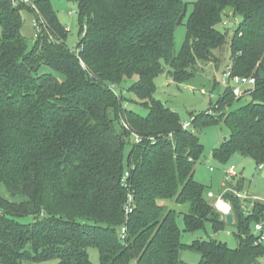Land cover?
I'll list each match as a JSON object with an SVG mask.
<instances>
[{
    "label": "trees",
    "instance_id": "trees-1",
    "mask_svg": "<svg viewBox=\"0 0 264 264\" xmlns=\"http://www.w3.org/2000/svg\"><path fill=\"white\" fill-rule=\"evenodd\" d=\"M66 1L78 7L72 50L49 0H0V261L92 264L93 247L100 264H186L187 247L197 264H258L264 243L254 226L264 203L246 212L245 202L221 194L236 248L212 238L187 245L177 219L188 233L226 225L194 177L202 126L229 127L217 161L238 153L264 165V0H196L188 15L181 0ZM23 12L36 18L33 43L22 32ZM228 12L240 18L229 42L218 28ZM226 43L233 75L256 80L250 101L219 118L192 116L184 128L154 99V79L167 67L175 83L189 80L199 66L220 62ZM128 81L133 100L113 89ZM234 99L227 87L217 103Z\"/></svg>",
    "mask_w": 264,
    "mask_h": 264
},
{
    "label": "rangeland",
    "instance_id": "rangeland-1",
    "mask_svg": "<svg viewBox=\"0 0 264 264\" xmlns=\"http://www.w3.org/2000/svg\"><path fill=\"white\" fill-rule=\"evenodd\" d=\"M49 1L52 8L57 12L59 22L66 30V46L72 50L79 41L77 4L66 0ZM181 1L187 4L188 15L192 10V4L196 0ZM228 13L229 15L224 17L222 23L218 26L219 30L225 34L227 42L231 39L236 25L240 21L238 16L233 17L231 12ZM22 18V32L30 43H33L35 38L34 34L37 32V27L35 28L34 26L36 18L29 12H23ZM186 33L187 31L184 24L178 26L174 32V51L176 54L183 46ZM215 56L220 62L215 63L211 61L199 66L200 69L195 76L184 82L175 83L167 67H165L164 71L154 79V99L161 101L172 113H174L179 123L182 125L190 123L192 116L199 115L206 111L210 113V115L219 118L222 114L236 109L250 101V96L248 94L251 92L248 89L252 88L232 84L231 88L239 87L241 93L238 96L235 95V99L231 101L230 104L225 103L221 105L217 103V100L226 88L217 82L222 72L230 64L228 44L226 43L220 51H217ZM130 83L129 81L123 82L120 86L113 87V89L117 93H120V89L123 91L126 99L133 100L135 99L134 96L128 91ZM133 108L142 115L146 114V110L140 106H133ZM196 134L200 143L203 145V150L200 160L196 163L194 177L196 181L203 185L204 197L214 206L216 199L220 198L221 194L228 190L235 197H238L237 194H243L242 198H238L241 202H245L246 207L250 210L255 202L264 203V165L255 167L254 162L250 158L243 157L238 153H233L230 159L225 163L217 161L213 156L214 150L221 148L224 140L230 135L227 124L223 121H218L214 124L205 125L199 128ZM232 166L234 167L235 177L227 180L225 170ZM238 183L239 185L237 186ZM209 194H211L213 198H208ZM224 203L230 206L229 202L224 201ZM219 213L224 216L221 212ZM228 213H231V211ZM177 224L181 230L182 241L187 245L195 240L212 238L225 243L230 248H236L238 246V242L233 235L235 229L231 224H226L222 230L217 232L212 229L210 224H206L204 229L192 233L183 231L184 222L182 217L177 219ZM88 254L92 264H100L99 253L96 248L91 247L88 249ZM181 258L186 264H197L199 261V255L187 247L181 251ZM55 263V260H50L43 263H30L24 261L20 264ZM0 264L5 263L0 261ZM258 264H264V255L259 259Z\"/></svg>",
    "mask_w": 264,
    "mask_h": 264
},
{
    "label": "built area",
    "instance_id": "built-area-1",
    "mask_svg": "<svg viewBox=\"0 0 264 264\" xmlns=\"http://www.w3.org/2000/svg\"><path fill=\"white\" fill-rule=\"evenodd\" d=\"M16 1L17 0H13V2H16ZM21 1L26 3V4H31L30 0H21ZM32 7H34V6L32 5ZM36 27L38 29L37 25H36ZM35 37H36V35H35ZM217 83L220 84L221 86L226 87V88L231 87L232 84L237 85V86H246V87L248 86L250 88H254V86L256 84V80L254 79V77H241V76L233 75L232 68L230 65H228L226 67V69L222 72L221 77L219 78ZM232 90H233V93L237 96L241 93L239 87L232 88ZM248 90H250V89H248ZM183 127L184 128H190V123L183 125ZM132 137L136 143L141 141L140 136H138L137 134H132ZM225 175H226L227 180L235 177L234 167L232 166V167L228 168L227 170H225ZM128 176H129V172H128V170H126L124 173L123 181H125V179ZM237 196L239 198H242L243 194L241 195V193H240V194H237ZM208 198H213V196L211 194H209ZM220 202H222L224 205H227L226 203H224V201L220 197V198L216 199L214 207L225 216L230 211V206L227 205L228 206L227 212L223 211L219 206ZM131 203H132V196L130 194H128L126 213L131 212V206H130ZM244 210L246 212H248L250 209H248V210L244 209ZM121 233H122V235H124V230H122ZM254 233L259 234L257 241L259 243H264V215H263L261 222L255 224Z\"/></svg>",
    "mask_w": 264,
    "mask_h": 264
},
{
    "label": "water",
    "instance_id": "water-1",
    "mask_svg": "<svg viewBox=\"0 0 264 264\" xmlns=\"http://www.w3.org/2000/svg\"><path fill=\"white\" fill-rule=\"evenodd\" d=\"M226 140V139H225ZM226 224H232L233 223V216L231 213H228L224 216Z\"/></svg>",
    "mask_w": 264,
    "mask_h": 264
},
{
    "label": "bare ground",
    "instance_id": "bare-ground-1",
    "mask_svg": "<svg viewBox=\"0 0 264 264\" xmlns=\"http://www.w3.org/2000/svg\"><path fill=\"white\" fill-rule=\"evenodd\" d=\"M219 206L220 208L223 210V211H226L228 210V206L227 205H224L222 202L219 203Z\"/></svg>",
    "mask_w": 264,
    "mask_h": 264
},
{
    "label": "crops",
    "instance_id": "crops-1",
    "mask_svg": "<svg viewBox=\"0 0 264 264\" xmlns=\"http://www.w3.org/2000/svg\"><path fill=\"white\" fill-rule=\"evenodd\" d=\"M194 175H195V172H194Z\"/></svg>",
    "mask_w": 264,
    "mask_h": 264
}]
</instances>
